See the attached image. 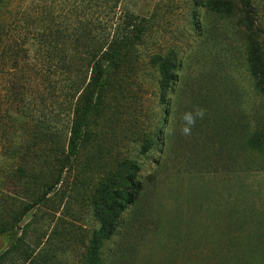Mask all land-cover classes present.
Segmentation results:
<instances>
[{
  "label": "rangeland",
  "instance_id": "374dc122",
  "mask_svg": "<svg viewBox=\"0 0 264 264\" xmlns=\"http://www.w3.org/2000/svg\"><path fill=\"white\" fill-rule=\"evenodd\" d=\"M74 5L0 8V223L16 211L29 225L25 264H91L99 242L104 264L234 262L245 229L220 214L264 195V154L248 141L264 139V0H123L147 35L70 157L81 74L53 34L75 23ZM20 234L0 237V252Z\"/></svg>",
  "mask_w": 264,
  "mask_h": 264
},
{
  "label": "trees",
  "instance_id": "16d2710c",
  "mask_svg": "<svg viewBox=\"0 0 264 264\" xmlns=\"http://www.w3.org/2000/svg\"><path fill=\"white\" fill-rule=\"evenodd\" d=\"M4 2L5 0H0V8ZM122 3L123 0H76V5L71 9L72 16L75 14V23L67 28L68 32L56 31L53 34L57 43L61 41L62 45H68L67 51L62 46V60L71 71L76 69L77 74H81L70 99L73 104L70 157L77 156L80 148L91 138V123L104 111L105 95L109 90L120 86L117 80L120 75L134 69L138 59V47L147 35V21L129 9H123ZM69 52L71 56L67 55ZM176 57L177 53L173 54L172 61L169 60L168 63L173 69L176 67ZM261 75L264 77V73ZM248 141L258 152L264 154V139ZM32 208V205L26 206L23 213ZM11 213L14 215L12 222L0 223V237L8 235L16 228L21 229V234L11 241L6 250L0 252V264H9L11 257L15 255L22 261L20 264H25L30 260V253L34 252L26 239L29 225L26 223L21 227L17 217L21 214L16 211ZM93 245L96 246L95 243ZM39 246L40 243H37L35 249ZM102 247L103 244L99 242L94 248L89 261L91 264H104L97 251ZM43 260L47 264V259Z\"/></svg>",
  "mask_w": 264,
  "mask_h": 264
},
{
  "label": "crops",
  "instance_id": "0c3cea01",
  "mask_svg": "<svg viewBox=\"0 0 264 264\" xmlns=\"http://www.w3.org/2000/svg\"><path fill=\"white\" fill-rule=\"evenodd\" d=\"M232 202L224 206L219 218H223V223L230 221L236 226H243L244 239L248 241L249 248L246 252L237 253L235 261L229 264H264V195L243 194ZM260 247L263 250L258 251Z\"/></svg>",
  "mask_w": 264,
  "mask_h": 264
},
{
  "label": "clouds",
  "instance_id": "9594fccd",
  "mask_svg": "<svg viewBox=\"0 0 264 264\" xmlns=\"http://www.w3.org/2000/svg\"><path fill=\"white\" fill-rule=\"evenodd\" d=\"M185 119L188 121L189 124L192 123L191 117L190 116H186ZM183 131L185 132V134H187L189 132L188 128H184Z\"/></svg>",
  "mask_w": 264,
  "mask_h": 264
}]
</instances>
